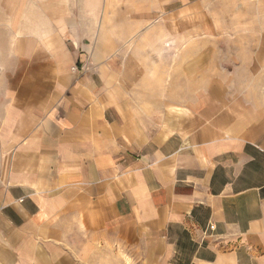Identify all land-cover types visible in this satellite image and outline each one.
<instances>
[{"label": "crops", "instance_id": "0c3cea01", "mask_svg": "<svg viewBox=\"0 0 264 264\" xmlns=\"http://www.w3.org/2000/svg\"><path fill=\"white\" fill-rule=\"evenodd\" d=\"M98 1L78 18L37 5L1 50L0 264H81L97 244L264 264V110L209 76L148 99L100 38Z\"/></svg>", "mask_w": 264, "mask_h": 264}, {"label": "rangeland", "instance_id": "374dc122", "mask_svg": "<svg viewBox=\"0 0 264 264\" xmlns=\"http://www.w3.org/2000/svg\"><path fill=\"white\" fill-rule=\"evenodd\" d=\"M53 2L65 4L67 17H81L82 0H0V53L26 24L17 16L29 21L35 7ZM186 3L192 6L179 11ZM96 17L121 75L148 99L156 91L157 99L189 87L196 93V82L209 76L264 110V0H99ZM90 247L81 264H160L134 248Z\"/></svg>", "mask_w": 264, "mask_h": 264}]
</instances>
